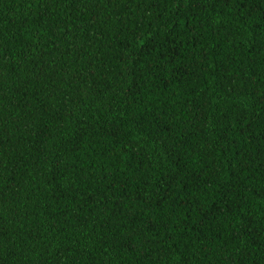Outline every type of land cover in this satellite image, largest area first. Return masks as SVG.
<instances>
[{"label":"trees","instance_id":"trees-1","mask_svg":"<svg viewBox=\"0 0 264 264\" xmlns=\"http://www.w3.org/2000/svg\"><path fill=\"white\" fill-rule=\"evenodd\" d=\"M0 264H264V0H0Z\"/></svg>","mask_w":264,"mask_h":264}]
</instances>
